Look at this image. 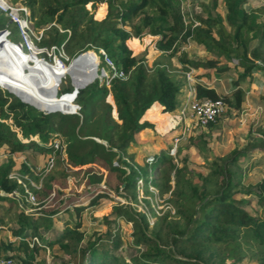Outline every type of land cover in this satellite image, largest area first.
Instances as JSON below:
<instances>
[{
	"label": "trees",
	"instance_id": "trees-1",
	"mask_svg": "<svg viewBox=\"0 0 264 264\" xmlns=\"http://www.w3.org/2000/svg\"><path fill=\"white\" fill-rule=\"evenodd\" d=\"M12 1L23 2L29 7L36 25L48 23L49 27L44 29L48 36H41L40 46L62 44L65 54L75 58L70 65L65 64L67 74L76 87H84L74 90L71 84H62L63 74L51 78L37 66L29 68L30 64L25 61H21L23 70L20 67L24 78L14 77L10 82L4 77L0 79L4 89L0 88V149L8 148L7 155L0 159V206L3 202L7 204L0 216V225L3 227L4 218L11 215L9 230L13 235L6 239L0 237V257H12L25 264H49L44 254L56 244L69 253L76 264H204L199 258L183 254V248L224 242L225 256L218 264H251L253 253L240 251L237 244L230 242L245 219L248 231L261 244L257 248L258 260L264 259V215L250 214L243 207L247 200L235 196L239 193L243 172L236 171L235 163L241 155L264 153V129L261 130L263 134L247 141L244 147L215 155L206 172H193L188 156L181 153L190 146L202 149L206 145L203 132H200V139L190 136L185 146L179 144L174 154L171 146L148 150V139L141 137L143 131L151 130L163 142L181 135L184 124L180 94L186 81L184 72L183 75L172 72L171 57L187 40L215 57L196 59L183 53L179 57L183 71L202 67L221 75L235 69L229 64H219V57L233 60L237 66L236 76L230 82L233 87L219 89L218 82L198 80L196 97L221 98L225 103L221 114L225 110L230 113L242 108L245 89L241 81L250 77L254 69L264 70V6L250 8L247 0H222L221 12L216 0H209L205 16L196 15L186 21L179 0ZM11 23L8 16L0 12V30L7 29V39L19 44L20 40L9 37L13 32L21 35L17 25ZM144 28L152 38L146 41L141 52H136L131 42ZM91 45L97 51L103 49L116 67L128 73L127 77H113L108 82L96 79L90 83L97 76L96 68L91 73L90 66L94 59L98 60V53L90 50ZM152 45L163 56L154 60L153 65L145 57ZM0 46L13 51L20 61L17 49L5 43L3 36ZM22 46L26 49L25 44ZM100 57L104 59L102 52ZM37 63L45 65L39 59ZM57 66L60 71V64ZM14 73L10 70L11 76ZM38 76H43L40 78L43 94L36 90L34 80ZM58 82L61 83L55 96ZM23 86L32 102L21 94ZM33 94L37 98H33ZM33 101L44 103L42 107L49 105L43 109ZM159 114L163 116L161 119H158ZM221 114L206 125L209 131L217 129L216 122ZM132 146H137L139 151H131ZM17 153H37L45 158L46 164L51 158L75 166L103 160L105 177L92 174L85 182L103 185L100 192L91 196L89 205L109 197L110 192L136 201L140 179L144 194L153 195L150 187H154L165 206L157 213L149 197H142L147 209L155 215L152 225L145 210L130 205L118 206L109 218L106 216L107 228L92 231L82 243L84 231L80 228V212L86 204L68 202V206L56 210L38 208L27 212L17 198L11 196L19 190L11 175L22 178L26 172L33 171L27 158L16 159ZM257 160L252 159L253 162ZM110 175L118 176L116 182L107 178ZM255 186L257 191L249 192H253L257 206L264 211V179L255 182ZM51 191H55L53 179L45 174L33 193L42 203ZM20 192L25 206L33 208L28 194L22 189ZM226 211L231 215L225 217L222 224L217 223L218 215ZM60 212L66 216L59 217L57 213ZM52 215H56L54 225L59 227L44 234L41 228L52 224ZM118 218L132 223L131 244L142 247L130 257L118 252L119 241H111L110 245L98 243L100 235H111ZM116 227L119 229L120 225Z\"/></svg>",
	"mask_w": 264,
	"mask_h": 264
},
{
	"label": "rangeland",
	"instance_id": "rangeland-1",
	"mask_svg": "<svg viewBox=\"0 0 264 264\" xmlns=\"http://www.w3.org/2000/svg\"><path fill=\"white\" fill-rule=\"evenodd\" d=\"M179 2L180 8L186 21L196 15L205 16L207 10L209 9L206 5L208 4L209 0H179ZM216 2L217 5H219V10L222 12L223 10L220 9L222 0H216ZM17 3L23 4V2ZM97 3L100 4L101 2ZM247 6H250V8H258L260 6H264V0H247ZM0 12L2 11L0 10ZM22 12L25 15L24 11ZM262 17L264 18V13H262ZM28 18L30 20V37L32 38L33 42L29 45L25 40L21 38V35L19 36L18 32H13L12 34H10V38L14 40H20L25 44L26 49L24 50L26 53L24 52L23 48L16 46L17 50H19L20 53V61H18V58L13 51L6 47L0 46L2 48L0 49V79L1 77H4L7 81L10 82L14 77H18L20 79L24 78L25 73L22 74L20 72V67L23 70L21 61H25L27 63L29 62L28 64H32L33 67L37 66L41 68L43 72L48 73L51 78L62 77L58 75L64 71V64L70 65V63L75 59L72 58L74 56L65 54L62 49L53 50L49 48L41 51L40 48L42 47L40 46L39 41L41 36H48V33L44 31V29L49 27L46 26L48 23H44L39 26L36 25V20L32 19L30 16H28ZM11 25L15 26L16 24L11 23ZM56 25L58 24L56 23ZM126 28H129V26H126ZM1 37L2 34L0 32V38ZM151 38L152 34L149 33L147 28L143 29L141 35H134L133 42H131L134 51L141 52V48L146 44V41L150 40ZM6 42L9 44L12 41L6 39ZM88 49L89 48H87L86 50ZM90 49L98 53V60L94 59V62H91L92 64L90 66L91 73L96 68L97 76L90 83L94 82L96 79H99L100 81L107 79L105 74L107 73L108 68L103 59L100 57V53L102 52V50L97 51V49L93 45H91ZM183 53L188 58L204 59L206 57H215L211 53L199 48L191 40H187L181 43L179 45L178 51L171 57V61L173 63L172 72H177L181 75H183L184 69L182 67L181 61L179 60V57ZM27 54H32V56H36L37 54L38 59L43 61L46 64V67L44 65H39V63H33L31 60H28ZM161 54L162 52L157 50L152 45L148 48V53L145 57H147L148 63L153 65L154 60L162 59L163 56ZM219 61V64H229L235 69H233V71L230 70L222 73L221 75H217L213 72V69H206L202 67L194 68L195 70L193 72L196 79L195 81L197 82L199 80L204 83H213L215 81L222 86L224 85L225 89H230L231 87H233L230 82L231 79L236 76L237 66L235 65V61L227 60L225 57H219ZM58 63L61 66L60 71L59 69H57ZM10 70L11 73L12 71H15L12 76L10 75ZM205 72H208V75H206ZM179 74L178 77L181 76ZM41 77L43 76H38V78L35 77L34 81L35 84H37L36 90L40 91L41 94H43L45 91L43 88L44 85L42 84V79L40 80ZM199 77L201 78L198 79ZM61 82L62 84L69 83L75 88H78L74 85L71 76L68 74L62 77ZM241 86L245 89L242 108L239 110L231 111L230 113H226L225 110V112L221 114L216 122L217 129L215 128L214 131H209L207 126L201 127L192 125L189 131L186 130L184 132V129L182 128L180 130L181 135L179 136V138H176L175 140L170 139L167 142H163L159 139V137H155L152 130L146 132L143 131L141 133V137L146 138L149 141L148 144H146L147 149L151 151L154 149L158 150L161 147L171 146V152L174 154L179 144L185 146L188 141L187 139L190 136H192L193 139L198 140L201 136L200 132H203V138L206 140V145L202 149L199 150L190 146L184 149L181 153L182 155L185 154L188 156L189 160L191 161L190 168L193 172L196 170L206 172L208 170V167L210 166L211 160L215 155L227 153L234 147L242 148L245 146L247 141L257 139L260 133L263 134L264 132V70L254 69L250 77H246L241 81ZM0 88L4 91L1 84ZM25 91L26 87L23 86L21 94L24 98L29 100V98L25 94ZM187 93L188 87L187 85H185L182 93L180 94L182 105L186 100ZM33 98H37V95L33 94ZM35 104L40 107L44 106V103L42 102H37ZM45 107L42 108L44 109ZM162 117L163 116L159 114L158 119H161ZM261 130H263V132ZM176 140L177 145L176 148H174ZM130 149L131 151H139V148L137 146H132L130 147ZM7 153L8 148L2 147L0 149V159H3L4 156L7 155ZM16 156L17 160L27 158L29 164L32 165L33 171L31 173L26 172L22 178L17 177V175H13L15 176L14 179H16L19 187V190L17 192L12 193L14 194V197H21L20 189H22V191L26 193H33L37 188H39L40 180L45 174H48L52 177L53 186L55 189V191L50 192L47 199L42 203H40V200H38V197L35 195V199L31 201L33 202L31 205L33 206V208H28L27 206L23 207L25 211L30 212L31 210L38 208L42 210H56L57 208L68 206V202H79L82 204H86L85 208L80 212V228L84 231V239L82 240V243L87 240L88 235L92 231H104L107 228L106 216L107 218H109L108 216L111 215L112 211L118 206L130 205L131 207H135L138 210H145L148 215L150 225H152L153 221L155 220V215L147 209L146 205L142 201V197H149V202L153 207V210L157 213L160 212L158 210L162 206L163 208L165 206L164 201H162V198H159L157 190L154 187H150V189L154 191L153 195L144 194L142 190L143 181H141L140 179H138L137 181L139 188L136 201L132 197L125 198L117 193L110 192L109 197L100 198L96 204L89 205L91 196L97 192H100L102 190L100 189V186L103 187V185H87L85 184V182L87 176H90L92 174L105 177L106 173L104 169L106 167V164L101 159H95L93 162H89L81 166H75L64 161L55 162L54 158H52V165L48 166L44 160L45 158L37 155V153H17ZM261 156H263V158L260 160ZM257 158L259 159L257 160ZM252 159L257 161L253 162ZM113 160L115 161V157L113 158ZM235 166H237L236 171L241 169L244 172H242L241 174V183L238 186L239 193L235 194V196L244 197L245 200H247L244 206L242 205L247 212L252 215L259 214L260 216H263V209L257 206L256 197L254 196L253 192H249V190L257 191L255 182L260 179H264V153H261V151H257L250 152L247 155H241L235 163ZM107 178L111 182H116L118 176L110 175ZM121 187L122 186H120V188ZM6 205L7 204L3 202L2 206H0V216L3 214ZM57 214L59 215V217L66 216V213L64 212H60ZM228 215H231L230 211L219 214L217 217V223L220 222V224H222L224 218ZM125 216L126 214L123 213L124 218ZM55 217L56 215L51 216L52 224L49 227L46 226L41 228V231H43L44 234L46 232L52 233L55 228L59 227L54 225ZM10 219L11 215H7L4 218V224L8 228L5 227V225L3 227L2 225H0V237L3 239L13 237L12 231L9 230V226L10 224H12ZM118 224L120 225L119 229H117L116 227ZM113 229L114 230L110 232V236L105 235L102 237L100 235L98 243L103 245H110L112 242H114V240L119 241L118 244L121 246L119 247L118 252H121L125 257L134 255L142 248L139 246H133L131 244L132 223L130 221L128 222L123 218H118ZM237 229L238 231L236 232V237L230 239V242L237 244L240 251H245L248 254L253 253V256L251 257V264H257L260 261L262 262L261 264H264V259L258 260L257 255V248L261 244H258L255 238L248 231V225L245 219H243ZM225 245L226 243L224 242H216L194 246H185L183 248V254L199 258L203 261L204 264H218V262L225 256ZM44 255L47 261H49V264H76L70 254L60 249L56 244L47 249Z\"/></svg>",
	"mask_w": 264,
	"mask_h": 264
},
{
	"label": "built area",
	"instance_id": "built-area-1",
	"mask_svg": "<svg viewBox=\"0 0 264 264\" xmlns=\"http://www.w3.org/2000/svg\"><path fill=\"white\" fill-rule=\"evenodd\" d=\"M0 10L5 13L9 20L15 23L18 27L19 33H21L22 39L25 40L29 45L32 44V38L30 37L31 30H30V20L28 18L29 14L27 10L20 6L17 3L10 2L9 0H0ZM25 15L23 14V12ZM7 33L8 30L3 29ZM21 44L23 48V42H17ZM62 44L59 46L55 43H52L49 47L41 46V51L45 49H61ZM60 47V48H59ZM24 49V48H23ZM30 49V47H29ZM32 50V49H31ZM30 50V51H31ZM83 53V52H82ZM103 61L107 65L108 71L105 74L107 77V82L113 77H120L126 78L128 73L121 68L116 67L113 60L105 54ZM194 68L190 67L189 69L184 71V77L186 81V85L188 87V93L185 102L181 106V115L183 119V129L184 132L186 130H190L192 125L195 126H206L209 122L215 121L216 117L220 115L225 109V103L221 98L211 99V98H197L195 92V75H194ZM191 124V125H190ZM176 143L174 144V148H176ZM52 159V158H51ZM51 159L48 160L47 165L51 166L52 161ZM15 174H12L11 177ZM30 201L35 199L34 193H27ZM0 264H25L20 260H17L12 257H0Z\"/></svg>",
	"mask_w": 264,
	"mask_h": 264
},
{
	"label": "bare ground",
	"instance_id": "bare-ground-1",
	"mask_svg": "<svg viewBox=\"0 0 264 264\" xmlns=\"http://www.w3.org/2000/svg\"><path fill=\"white\" fill-rule=\"evenodd\" d=\"M10 2H13L12 0H9ZM14 3V2H13ZM17 4H19L20 6H22L23 8H25L26 10H27V13L29 14V16L31 17V11L29 10V8L27 7V6H25L24 4H20V3H17ZM1 34H2V36L3 37H5L6 39H7V33L6 32H2L1 31ZM11 44H13V46L17 49V47L16 46H19V47H21V44H16V43H14V42H11ZM22 48V47H21ZM24 50V49H23ZM91 50V49H90ZM18 51V53H19V50H17ZM88 51V50H87ZM86 51V52H87ZM24 52H25V50H24ZM26 53V52H25ZM102 54H104V56H105V54H107L103 49H102ZM19 55H20V53H19ZM81 55V54H80ZM79 55V56H80ZM27 57H28V60H31L33 63H37V61H38V55L36 54V56L34 57V56H32V54H27ZM77 58V57H76ZM25 60V59H24ZM29 63V62H28ZM30 67H33L32 66V64L31 65H29V68ZM50 67V66H49ZM64 71L61 73V74H63L64 76L67 74V71H68V68L66 67V65L64 64ZM60 83L61 82H58V84L56 85V89H55V92H56V95L55 96H57V93H58V87H59V85H60ZM78 89V88H77ZM34 102V101H33ZM104 144L106 145L107 143H106V141L104 142Z\"/></svg>",
	"mask_w": 264,
	"mask_h": 264
},
{
	"label": "water",
	"instance_id": "water-1",
	"mask_svg": "<svg viewBox=\"0 0 264 264\" xmlns=\"http://www.w3.org/2000/svg\"><path fill=\"white\" fill-rule=\"evenodd\" d=\"M5 32V30H0V32ZM80 54H82V53H80ZM79 54V55H80ZM78 55V56H79ZM78 56H76V57H78ZM80 88V87H79ZM77 88H75L74 90H76ZM93 138H95L96 140H98V141H100V142H102V143H104L105 142V140H103V139H101V138H99V137H93ZM13 195V197H14V194H11V196ZM15 198H17V200H18V202H19V204L22 206V207H26L25 206V204L22 202V200H21V198L20 197H15Z\"/></svg>",
	"mask_w": 264,
	"mask_h": 264
},
{
	"label": "crops",
	"instance_id": "crops-1",
	"mask_svg": "<svg viewBox=\"0 0 264 264\" xmlns=\"http://www.w3.org/2000/svg\"><path fill=\"white\" fill-rule=\"evenodd\" d=\"M4 42H5V43H7V42H6V38H5V37H4ZM10 44H11V43H10ZM44 66H46V64H45ZM194 70H195V69H194ZM219 86H220V88H219V89H225V86H224V85L222 86L221 84H219Z\"/></svg>",
	"mask_w": 264,
	"mask_h": 264
}]
</instances>
